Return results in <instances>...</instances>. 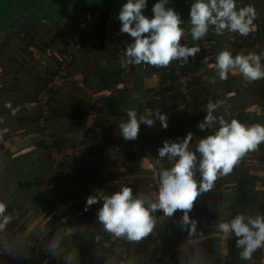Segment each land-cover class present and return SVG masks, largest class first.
I'll list each match as a JSON object with an SVG mask.
<instances>
[{"label":"trees","instance_id":"obj_1","mask_svg":"<svg viewBox=\"0 0 264 264\" xmlns=\"http://www.w3.org/2000/svg\"><path fill=\"white\" fill-rule=\"evenodd\" d=\"M31 1L33 0H0V65H3L2 58L5 55L7 56V58H10L9 60L12 63H15L17 66V68L15 67V69L13 70H4L5 68L1 69L4 70V72L2 73V75H0V112H6L9 110V108L6 107V104L8 102H11L12 105L13 103L18 102L20 103V105H35V108L32 110L26 107L20 109L23 112L26 111V113H21L17 115V117H15V126L18 127V131L16 133L3 131L2 128L4 127L5 129V126L1 125V123H3V120H0V140L2 141L3 139L5 140L6 138H9V145L16 146V148L12 147L11 149V146L7 144L2 145V148L0 147V153H2L3 155V157L0 158V202H3L7 205V210L5 212L6 216L12 214L10 219L14 214L18 216V221L16 222V224H14V226L12 225L11 231L7 226L3 227L1 231L16 233L21 236L19 239V241H21L22 237L25 238V235L29 233L28 230L31 228H33L32 230H34L35 228H40V226H45L46 231H50V229L54 230V228H57L56 224H58V222H60V224H65V220L60 216L59 208L65 206V204L63 205V203L61 202V199L65 198V201H73L75 199H78V204L75 208H77V212L79 211L80 217L85 221L89 220L91 222H94L95 224H98L99 227H101V233H99L101 240L108 241L110 242V244L112 243V249L116 253L120 250H124L123 255H127L125 246H122V244L126 241L128 242V240L125 237H115L113 234L108 233L97 219V212L98 209L102 207V201L92 205L90 209L85 212L84 207L87 200H81L78 191L87 190V188L90 186L92 180L91 176L96 173V169L92 167V163L94 161L98 162L107 159V157L105 156L106 152L97 144L98 141L101 140V138L105 139L106 133H112L111 129L114 130L112 126L106 125V122L103 118L104 116L102 117V115L105 114V111H107V113L109 112V115L111 117L114 116V119H122L126 116L127 113L126 111L121 110V104L130 101L129 103L134 104L132 106V109H136L137 112H141L142 109L146 107L145 99H140L141 97L139 98V95L145 92L140 90L142 88L139 81L140 74L144 72L142 70L143 64L139 66L129 65L127 68L120 67V60L123 57L126 46L125 41H121L120 37L121 23L118 20L119 11L109 7H105L103 3H99V5H97L96 7H93L92 5L90 6L91 9H81L80 11L82 3H72L70 0H35L36 5L32 8ZM240 1H243V3H240ZM112 2L114 3V1ZM156 2L158 1L147 0L148 8L142 10V14L149 18H152V8ZM178 2L179 0H168L166 8H173L180 15L182 21L189 20L190 8L188 10L187 3L190 2L192 4L195 2V0H181V3H183V6L181 8H177L175 6V4L178 5ZM252 4V0H236L237 9ZM82 14H86V16L91 19L88 20V26L91 25L93 30L92 37L94 40V44L92 47V52L94 54H97L98 52H104L108 48H110V50L114 53V64L105 66L99 71H97V69L95 70V72L93 71L96 91L100 96L95 101H91L88 97L82 96L81 91L79 89L77 90V88L75 87L70 88V90H68L65 95L63 94V86L54 89L48 88V84L52 80V77H54L58 72V67L54 70L53 73L50 72V76L48 74L42 76L37 71L35 72V74H33V70L30 69L33 67V63L39 53L49 55L52 52H55L54 54L61 56V58L66 54L71 55L65 49L66 46L64 48V45H66V30L72 31V29H75L76 34L78 35V37H80L79 49H86L85 45H87L88 40L84 34L85 29L82 27ZM109 15H112L111 20L109 18ZM76 18L78 20H76ZM71 21L74 23V28L69 24ZM211 32L213 33L209 32L206 35V38L196 42L200 44L201 49L205 48V50L201 51V53L203 54L201 61L203 62L204 57L207 56V62H211L212 65H215L216 56L225 49L219 44V39L221 36L217 35L215 33V30H212ZM263 34L264 17L262 19L257 15L256 19L254 20L253 30L246 37L253 41H256ZM188 36L190 41H193L191 35L188 34ZM9 42H13L17 46V54L15 57L10 56L5 50V48H7V43ZM231 44L233 47L235 46V48L238 49L245 43L238 42V44ZM89 49H91V47H89ZM262 52H264V49L259 52V54ZM73 60L75 59L72 57L70 65L74 63ZM173 62L176 63L175 65L179 64V67L181 69L180 72L183 75H192V82H195L196 84L198 83L196 82L198 75L195 74V72L199 70L201 62H199L197 58L192 59V57H189V62L183 65L180 61L174 60ZM60 63L61 60L57 63L58 66L60 65ZM261 64L264 65V59L261 60ZM4 65L7 66V62ZM152 70L158 72V87L160 89L158 93L160 94L161 100L163 101L159 112L166 114L167 109L166 105H164V99L165 97H168L167 93L171 95V97L174 96L178 98L173 93L175 89V86L172 85L173 69L171 68L170 70H167V67H162L160 70H157V67L149 69V71ZM89 71L92 72L91 70H84V73L82 75L83 77L81 79L83 83L88 80ZM144 73L149 72L147 71ZM5 75L11 78V85H21V96H17L15 94L6 96L4 94L6 92H9L8 89H12L7 86L8 82L3 78V76ZM21 76L29 78L30 82L24 84L21 83V80L19 79ZM130 76H132V78ZM65 79H69L68 74H66ZM126 80L127 82H131V87L132 89H134V92H130V90L126 86ZM167 81L170 82L169 86H166ZM97 83L101 89L97 90ZM203 84L204 83L202 82L201 86H203ZM191 86L192 84L190 83V87ZM202 91L204 94L202 97H199L197 96V94L192 95L191 91L189 90V102H185L181 99L182 113L180 115H177V117H169L167 115L168 127L166 129L161 128L160 139L162 136V139L164 140L165 132L168 134V131H173V127L176 126L177 123H180L183 119L190 117L191 113L201 110L207 105L210 100L212 102H216L218 100L210 96L209 93L206 92L204 86L202 87ZM41 92H44L46 94V114H43V110L38 103V95ZM132 92L136 93V96H133L131 98L129 94H131ZM148 108L151 109L149 106ZM23 109L26 110L24 111ZM33 110L34 112H32ZM91 113H95L92 129H89L91 133L83 134V139L81 138V150H77L73 154H66L65 156L62 155L67 142L70 141L79 131H86V119ZM214 126L213 128L205 131H201L197 127L193 131V139L189 145V149L195 151L196 143L199 142V139L213 134ZM154 127L155 125L152 127H148V130H150V132L146 133L142 140H139L140 145L144 146V139L149 138V140L152 141V139L156 137V132L151 130L155 129ZM95 129H97V131H94ZM141 129L142 131H144L145 127ZM31 130L34 132H31ZM32 133L34 134L31 135ZM156 148L157 146L155 147V149ZM141 149L142 148H140V150ZM51 150H55L58 156L56 158L57 161L55 162L54 166V160L50 155ZM125 151L127 153H124V155L121 154L120 156L117 154L114 159L122 158L123 162L127 163L130 169H153L150 163H148V166L146 165L145 156H139L135 158L134 154H132L131 152L129 153L128 150ZM154 155L157 156L156 153ZM165 162H168L167 159H165ZM153 166L155 167V164ZM170 166L171 164L169 162L168 167ZM54 167L59 171L60 175L58 177H52V179L49 180L47 184H54L58 182L62 185V188L61 191L58 190L56 191V193L48 196V194L46 193L49 190L44 189L40 191V185L41 183H45L44 181L46 179V173H48L51 168ZM98 172H100L99 168H97V174ZM136 175L139 176L140 174H132V176ZM97 179L100 186L107 184L108 182L107 175H104L102 177L97 176ZM197 179H199V173H197ZM232 181L235 182V180ZM47 184H45V187H47ZM126 184L127 182L123 184V186H127ZM123 186H117L114 191H119ZM220 186V184H215L213 189L220 188ZM128 187L132 188L134 186ZM232 187L231 197L234 200L231 201L232 204L230 212L232 211L236 214H240V209L244 211L245 209L253 208L255 209V212H259L262 210L264 212V201L257 202L253 197L254 194H250L248 190L249 186L244 184V181H238V185H234ZM108 189L109 187H106L105 190L99 189L98 191H91L88 194L85 193V197L88 198L90 195L99 196L100 193L110 195L111 193L108 192ZM156 189L157 180L152 192H155ZM213 189L208 192L212 193ZM262 189V196L264 199V188ZM208 192L201 193L197 197V200L194 202V208L189 213L190 217H195L200 221L203 220L202 222H205V218L212 219L216 217L214 209H216L217 207H222V204H218V197H214V200L210 201V199L208 198L209 195L207 196V198L209 199V201L207 202V199H205V194H208ZM221 194L223 196V193ZM222 196H220V201H222ZM245 198L248 199V202H239ZM176 213L181 214L182 212L177 210L174 214ZM225 213V210L222 209L221 214L224 215ZM55 214L57 215V217H55ZM155 215L163 216L165 217L164 219H166V216L163 214L162 210H158L157 212H155ZM2 219L3 218L0 217V222L2 221ZM38 219H40L39 222ZM167 220H169L168 232L165 233L164 238L172 239L175 235L179 236L180 228L182 226L180 222L173 218H167ZM26 221H29V223L32 221V223L29 224L28 228L24 226V222ZM49 223H51V227ZM74 227L69 230L68 234L64 233L66 235H63L62 237L63 239L68 237V241L70 242V244L78 247V244L82 242V237H78L79 235L76 237L75 235H72V232L74 230L76 232L77 230ZM40 231L42 230L39 229V232ZM205 231L203 232L200 229L197 232L196 236L195 246L198 248V250H200L201 254H207L212 259H210L212 264H232V262L234 261V259L232 258H235V255L238 254V251H240V249H238L233 244L236 249L233 247H228L229 249H227V253L225 252V254L221 256V261L218 262V258L220 257V249L217 245H213L212 247H210V249H207L208 246L206 248H203V243L205 241L204 237H207L209 235L208 232L211 231V228H207V230ZM35 234L36 233H34L33 235ZM167 234L169 236H166ZM0 235L2 234L0 233ZM232 238L236 240L235 236H232ZM111 239H113V241H110ZM33 241H35L37 245H32V247L35 248V250L40 251L41 253V250L39 248L41 247L40 245H43L41 243V239H34ZM12 243L16 244L17 242L8 241L6 245L7 249L3 251L4 254H1L0 259L3 257V255H6L7 251H12L9 250L10 246L8 248V245ZM93 244L94 243H92V245ZM92 245L88 244L87 242V244L84 243L81 247H78L77 250H74L73 253H75L76 258L72 261V264H85L86 262H83V260L84 258L88 257L87 255L89 254L94 258L97 255V252L101 255V246L99 245V243L96 244V246ZM144 248L147 250L145 264H168L166 263L167 261L165 260V258L159 255L157 246H155L154 244L148 245L147 243L144 245ZM260 252L261 249H258L256 252H254L252 259L255 257H259L261 254ZM41 255L47 256L48 254L44 255L41 253ZM18 257H20V255ZM166 257L167 259H170L171 264H182L181 258L179 257L174 258L171 254H167ZM20 259L22 261L24 260V263L27 260L22 257H20ZM51 260H53V257L51 258ZM63 261L66 260H62V262ZM54 262L62 264L61 261L55 259ZM63 264H68V262H63Z\"/></svg>","mask_w":264,"mask_h":264},{"label":"clouds","instance_id":"obj_2","mask_svg":"<svg viewBox=\"0 0 264 264\" xmlns=\"http://www.w3.org/2000/svg\"><path fill=\"white\" fill-rule=\"evenodd\" d=\"M167 4L168 0H158L152 8V18L142 14V10L147 7V0H127L122 5L118 15L120 32L128 34L132 42L125 47L120 67L142 64L168 67L174 60L183 65L189 62V57L194 59L201 51L199 43L191 47L181 43L185 36V30L181 27L183 21L173 8H166ZM189 15L192 40L201 41L210 27H214L217 35L228 31L248 36L253 30L257 12L252 5L237 9L236 0H195ZM262 59L264 52L237 54L233 57L230 51L224 50L216 56V73L220 80H227L229 71L238 69L246 82L261 80L264 79ZM207 61L208 57L205 56L203 63ZM222 104L219 100L207 103V115L197 127L201 131L211 129L214 125H218V128L213 134L199 139L195 151L189 149L192 132H188L178 142H163L155 161L158 168L154 177L157 180L155 192L151 195H134L131 187L123 186L110 195H90L84 211L87 212L92 205L102 201V207L97 212L98 221L108 233L115 237H125L128 241H140L152 232L155 226L152 213L158 210H162L167 217L173 216L177 210L181 211L182 226L190 225L189 235L194 233L197 222L190 220L189 213L197 197L211 191L219 177L231 174L243 156L258 150L264 143V125H245L237 119L229 121L222 115L218 117L215 112ZM6 107L15 116L21 106L13 108L12 103L8 102ZM127 116V121L119 125L120 135L126 141L138 139L141 123L152 127L158 119L162 128L168 127L167 115L159 111L149 118L143 114L138 115L133 108L127 110ZM165 159L170 162V167L161 164ZM6 210L7 205L0 202V217L3 218L0 229L10 220L5 215ZM217 228L223 234L235 235L240 258L245 261H250L254 252L264 248V214H236L230 220H221ZM58 247L59 241L54 240L49 245V251L56 254ZM75 258V253H70L66 257L68 264H72Z\"/></svg>","mask_w":264,"mask_h":264},{"label":"rangeland","instance_id":"obj_3","mask_svg":"<svg viewBox=\"0 0 264 264\" xmlns=\"http://www.w3.org/2000/svg\"><path fill=\"white\" fill-rule=\"evenodd\" d=\"M70 1L72 3L76 2L77 4L82 3V5L80 7V11H81V9L82 10L89 9L90 6H92V5H93V7H96L97 5H99V3L100 4L103 3L105 5V7H109V8L115 9L117 11H120L122 5L127 2V0H70ZM112 1H114V3ZM263 1L264 0H252V2H253L252 6L255 7L257 15L259 17H261L262 19H263V15H264V13H263V11H264L263 10V8H264ZM240 3H243V1H240ZM187 4L191 5L190 2H188ZM31 5H29V6H31L32 8L35 7L36 1L35 0L31 1ZM146 8H148V6ZM109 18L111 20L112 15H109ZM94 19H96V18H94ZM76 20H78V19L76 18ZM88 20H91V19H89V17H87L86 14H84L83 15V21H82V23H83L82 27L85 29L84 34L88 40L87 45H85L86 49H84V50L79 49V47H80L79 38L80 37H78V35L76 34V30L72 29V31H67V30L65 31L66 45H64V48L66 46L65 49L68 51V53H70L72 55V57L75 60H73L74 63L72 65H69L67 68V70H68L67 74L69 76V79L63 85V87H64L63 90L66 92V90H68L69 88L75 87V88H77V90L79 89L81 91L82 96H86L91 101H95L100 96L97 94L96 86L93 82L92 72H90V71L88 72L89 73L88 74V80H86V82L83 83L81 81V79L83 77L82 75H83L84 70L86 68H89L91 65L93 66V64H96L95 66H97V54H94L92 52V50H93L92 47L94 44V40L92 37L93 36V30H92L91 25H89L90 27L88 26V23H89ZM69 24L71 26H73V28H74V23L72 21ZM220 36L221 37L219 39V44L221 47H225V48H226L227 44H229V43L230 44L231 43H237L238 44V42L244 43L246 40H249V38H246V36H241L238 33H230L227 31H225L224 34L220 35ZM120 37H121V41L122 40L125 41V46L128 43L132 42V38L128 34L121 33ZM181 43L187 44L189 47L197 44L196 41H190L187 33H185V36L182 38ZM237 44H236V46H237ZM89 47H91V49H89ZM231 47H232V45H231ZM5 50L10 56L15 57L17 54V46L13 42L7 43V48H5ZM202 50H205V48H202L201 51ZM234 50H235V52H234L235 55H237L238 49L235 48ZM201 51L196 55V58L198 59V61L201 62L200 63L201 64L200 69H202L204 67V65L206 64V63H203L201 61V58L203 55L201 53ZM54 53L55 52H52L49 55H44V54L39 53L36 57V60L33 63V67L30 68L33 70V74H35V72L37 71L42 76H45V74H48L50 76L51 75L50 72L53 73L54 70L57 67H59L57 63L60 62V60H61V56H58ZM112 55L114 56V53ZM9 59L10 58H7V56H5V55L3 56V58H2L3 65L2 64L0 65V75H2V73L6 69L13 70V69H15V67L17 68L16 64L12 63ZM6 62H7V66L4 65V64H6ZM153 67L154 66L143 64L142 70H149L150 68H153ZM2 68L3 69L5 68V69L1 70ZM161 68L162 67H157V70H160ZM3 78L8 82L7 86L9 88H12V89H8L9 92H6L4 94L6 96L10 95V94H15L17 96H21V92H20L21 85L20 86H19V84H18V86L11 85V82H10L11 78H9L7 75L3 76ZM19 79L21 80L20 82L23 84L30 82L29 78H27V77L21 76ZM199 82H203V81L198 79V83ZM152 84H154L153 86H155V87H153ZM156 85H157V83H151L150 85H148V90L146 92H148V91H154V92L157 91L158 92V90H160L158 87L159 85L158 86H156ZM65 92H63V93H65ZM206 92L209 93L208 89L206 90ZM202 94H204V93L202 92ZM164 102H165L164 105H166L167 111H170L171 108H175L174 111L178 110V112H176L175 114L173 113L172 115L170 112H168L169 117H171V116L177 117V115H180L182 113V101L179 98H176L174 96L171 97V95H168L167 98L165 97ZM18 105L21 106L20 109L25 108V105H20L19 102L13 103L12 106H13V108H15ZM22 106H24V107H22ZM145 106L146 107L143 108L142 112H139V114H143L145 116H148L149 118L153 117L152 111L148 108L147 103ZM26 108H30L32 110L35 108V105L34 104H28V107H26ZM23 110L25 111L26 109H23ZM32 112H34V110ZM21 113L25 114L26 111L25 112L21 111ZM21 113H19V114H21ZM3 114H0V120H3L2 121L3 123H1V125L5 126V129L3 127L2 130L6 131V132L8 131L10 133H16L17 127L14 128L12 124H14L13 122H16L15 117H17V115H19V114H16L15 116H13L10 109L8 111L4 112ZM106 122H109V121L106 120ZM154 125H155V123H154ZM108 126H110L109 123H108ZM140 127L141 128L145 127V130L142 131V129L140 128L139 133H138V139H136L134 141H126L121 135L118 136L115 132L106 133L105 139L101 138V140L98 141L97 144L99 145L100 148H102L106 152L105 156L107 157V159L102 160V161H98V162L94 161L92 163V167L96 169V173H94L91 176L92 180H91L90 186L87 188V190L80 191L78 189L79 190L78 194H79V197L81 200L82 199L87 200V197H85V193L88 194L91 191L92 192L98 191L99 189L105 190L106 187H109L108 192L112 193V192H114V189L117 186H119V187L123 186V184H125L126 182H127V184H126L127 186H134L135 187V189H134V187H132L134 195H137L139 193L151 195V193H153L152 190L154 189V186L156 184V179L154 177L156 176V173L158 171V168L156 167V164H155V161L158 158V152H156V151H158V149H159L158 147H160L162 136H161V139H157L156 137L154 139H152L151 143L153 144L154 148L157 146V148L155 149L156 150L155 152L151 151V150L148 151L149 149H147V148L145 150H142V149L140 150L139 140H142L144 135H146V133L150 132V130H148L147 125L141 123ZM154 128L155 129H151V130L156 132L157 126L155 125ZM85 130L86 131H79L70 141L67 142L65 149L63 150L62 155L65 156L66 154L67 155L73 154L77 150L78 151L81 150L80 148H82L81 147V142H82L81 140L83 139V134L84 133H86V134L91 133L89 129L85 128ZM48 131H50V130H48ZM31 132H34V131L31 130ZM33 134L34 133H32L31 135H33ZM141 135H143V136H141ZM8 139L9 138H6L5 140L3 139L2 141L0 140V142H1L0 147L1 148H2V145H5L6 143L8 145L10 144V140H8ZM150 141L151 140H149V138L145 139L146 143L150 144ZM9 146H11V145H9ZM12 147L16 148V146L12 145L10 147V149ZM125 150H128L129 153L131 152L132 154H134L135 158L139 157V156H145V152H148L149 155L146 159V165L148 166V163H150L152 165L153 169H151V170H147V168H144L143 170L130 169L128 164L123 162L122 158L121 159H114L117 156V154L120 156L121 154L124 155V153H127ZM155 153L157 154V156L154 155ZM2 157H3V155H2V153H0V158H2ZM56 161H57V159H55L53 161L54 162L53 166L55 165ZM166 163L169 164V161L168 162H165V160L161 161V164L164 167H168L169 165H167ZM154 164H155V167L153 166ZM97 168H99V170H100V172H98V174H97ZM52 169L53 168H51V170L48 173H46V179L44 181L45 183H41V185H40V191H42L44 189L49 190L46 193V194H48V196L56 193V191H58V190L61 191V188H62V185L58 182H56L54 184L53 183L47 184V182L49 180H51L52 177H55V176L57 177V175L58 176L60 175L59 172H55V175L52 174L53 173ZM136 173H139L140 175L139 176H137V175L132 176V174H136ZM104 175H107L108 182H107V184L100 186L99 181L97 179V176L102 177ZM232 176L233 175H230V174L228 175V177L233 178ZM45 184H47V187H45ZM220 185H221V187H223V185L221 183H220ZM221 187L213 189L211 198L208 197L210 199V201H213L214 197H216V198L218 197L219 198L218 204H222V202L220 201L221 200L220 196H222L221 193H223V191L225 189L223 190L224 187L222 189H221ZM227 190H228V188H227ZM262 190L263 189H260L259 191H257L260 196H262V194H263ZM226 192H229V191H226ZM260 196H259V198L262 200V198ZM209 199H208V201H209ZM263 201H264V199H263ZM77 202H78V199L77 200L75 199V200H73V202H70L67 205L59 208L60 209V216H61V218H63L65 220V224L64 223L60 224V222H58V224H56L57 225V228H56L57 232H55V233H52L51 231L46 232L45 226H40V228H37V229L35 228L33 230L34 232L27 233L25 235L26 237L25 238L22 237L21 241L18 240V241H16L17 242L16 244L12 243V244L8 245V248L10 246L9 250H12V251H7L6 255L5 256L3 255L1 260L8 261L9 258H12V259L16 258L18 260H21L20 257H22V258H25L27 260H30V259L32 261L36 260L37 262L39 261V262L44 263V264H60L57 262L55 263L54 259L61 261V262H62V260H66V261H63L65 263L68 262L66 257H68V255L70 253H73L74 250L72 249V245H70V242L68 241V237H66L64 239L62 237L63 236L62 234L65 233V230L71 229L74 226H76V227H74L75 229H78L79 227H80L79 229L82 228V232H84L83 230H87V229H90L91 231L101 229V227H99L98 224H95L94 222H91L89 220L85 221L83 218L80 217L79 211L77 212V208H75L78 204ZM221 211H222V207H217L216 209H214V212L216 213V217H214L212 219L205 218L204 219L205 222H202L203 220L200 221L197 218L192 219V217H190V220H195L197 222L196 223L197 229L199 228V230L201 229L204 232L205 230H207V228H211V231L208 232L209 235L207 237H204L205 240L208 239V242L206 243V245L204 247L206 248L208 246L207 249L208 248L210 249V247H212L213 245H217L219 247L220 257L218 258L219 259L218 262L221 261V256L223 254H225L226 251L223 250V247H222L224 235H223V233L219 232V230L217 228V224L221 220L227 221V220H230L234 217V216H230V217L226 216L223 218L224 215L221 214ZM259 213L264 214L263 210ZM182 215H183L182 213L181 214L176 213L171 217L166 216V219H164L165 217L160 216V215L156 216L155 213H152L153 219L155 221V226H154L152 232L148 236L141 239L140 241H128V243H130V246L134 247V252H135L134 254L138 253L141 255L142 253H145L146 249L144 247H140L139 244H142V243H144V245L147 243H148V245L154 244L155 246H157V249L159 250V255L163 256V258H165V260L167 261L166 263L171 264L170 259H167V257H166L167 253H170V251L167 252V250L170 249L169 244L176 242V240H177V242H179L178 238H180V237L177 236L178 237L177 238L174 236V238H172V239L164 238L165 233L168 232V221L169 220H167V218H173L175 220H178V222H180V224H181ZM246 215H248V214H246ZM39 220L40 219H38V222H39ZM40 223H41V221H40ZM4 225L6 226V224H4ZM49 225L51 227V223H49ZM187 227H190V225H188ZM8 228L10 229V231L12 230L11 225H9ZM39 229L42 231L39 232ZM0 233H2L1 229H0ZM34 233H36V234L33 235ZM84 234H83L84 240L89 239L88 243L93 242L92 237H90L87 233H84ZM166 236H169V235L167 234ZM0 237H1V235H0ZM34 239H36V240L41 239V243L43 245H40L41 247H39V248H45L48 251L47 256L41 255L40 251L35 250V248L32 247V245H37V243L35 241H33ZM97 239H99V233L97 234ZM54 240L59 241V247L56 251V254H52L49 251V245ZM5 242L8 243L7 240H5ZM103 242L106 244H110L108 241L102 240V244H103ZM0 244H3V242H1ZM80 244L78 246H80ZM203 244H205V243H203ZM60 245H61V247H60ZM0 246H4V245H0ZM31 248H33V249H31ZM103 250H104V253L106 254V256L104 255L103 257H106V259H108L111 251L109 249H106V248ZM239 252L240 251H238V254H239ZM260 253H261L260 254L261 256H259L257 258L256 264H264V248H261ZM19 255H20V257H18ZM27 255L29 257H26ZM199 255H203V257H201L202 261L205 258H207L208 259L207 263H209V259H211V258L207 254H205V253L201 254L200 253ZM204 255H206V257H204ZM87 256L88 257L84 258L83 262L89 261L90 262L89 264H97V255L95 256V258L93 256H91L90 254ZM52 257H53V260H51ZM36 261L34 262V264H36ZM140 261H141V259H140ZM239 261H240V264H250L249 261H245L241 258H239ZM63 262H62V264H63ZM138 264H140V263H138Z\"/></svg>","mask_w":264,"mask_h":264},{"label":"crops","instance_id":"obj_4","mask_svg":"<svg viewBox=\"0 0 264 264\" xmlns=\"http://www.w3.org/2000/svg\"><path fill=\"white\" fill-rule=\"evenodd\" d=\"M264 10V8H263ZM264 13V11H263ZM264 17V15H263ZM247 38V37H246ZM253 40L249 39L246 40L244 43L245 44H249L251 43ZM244 44V45H245ZM232 44H227L226 48L223 47L225 50H228L232 53L233 57L235 56L234 53V49L235 46L231 47ZM113 52L110 50V48H108L106 51L104 52H98L97 53V66H95L96 64H93V66L91 65L88 69L86 68V70H92V75H94L95 70L97 69V71H99L101 68L105 67V66H110L112 64H114L115 60L113 59ZM94 71V72H93ZM144 72H149V73H144L142 72V74H140V78L139 81L141 83V88L140 90L145 91L143 94L139 95L140 99H145V95H146V91L148 90V85H150L151 83H157L156 86H158V82H159V78H158V72L157 71H149V70H143ZM195 74L198 75L196 82H198L199 80H202L204 82V84L207 85V89L209 91V95L218 99L219 101H222V107H220L219 109L216 110L215 115L219 116H224V118L226 120H231V119H237L239 120L241 123L245 124V125H254V124H260V125H264V79L261 80H257V81H253V82H246L245 79L243 78L242 74L239 73L238 69H232L229 71L228 73V78L227 80H220L217 73H216V66L212 65L211 62H207L204 67L202 69L199 68V70H197L195 72ZM132 78V76H130ZM95 77L93 76V82L95 84ZM213 80L215 82H213ZM126 82V86L128 87V89L134 92V89H132L131 87V82ZM202 82L199 83H192V86L190 87V91L192 95L197 94V96L202 97V87L201 86ZM154 84H152L153 86ZM137 86V85H136ZM155 87V86H153ZM115 88V87H114ZM101 89L100 86L97 83V90ZM70 90V88L68 89ZM65 93H63L64 95L67 93V91ZM131 93L129 94V96L132 98L133 96H136V93ZM135 94V95H134ZM167 95H169L167 93ZM130 102V101H129ZM123 103L121 104V110L126 111L129 109H132V106L134 104L131 103ZM176 105V104H175ZM145 108V107H144ZM178 108V107H177ZM175 108H171L170 111H166V115H169L168 112L171 113V115L177 111H174ZM206 106L203 107L201 110L197 111V112H193L190 114V117L183 119L180 123H177L176 126H174L173 131L169 132L168 134L165 132L164 133V140L162 139V142L160 144L161 147H163V142L165 140H172V141H179L181 139H183L188 132H192L197 128V125L199 122L203 121L204 117L207 115L206 111ZM142 112V111H141ZM1 114L4 113V111L0 112ZM21 113V110L19 112H17V114ZM139 115V112H137ZM4 115V114H3ZM2 116V115H1ZM104 116V117H103ZM102 117L104 118L105 122L106 120H108L109 122H106V125L112 126L114 128V130L111 129L112 132H115L118 136L120 135V129H119V125L122 122H126L128 119V116L126 114L125 117H123L122 119H114V116H110L109 112L107 113V111H105V114L102 115ZM172 117V116H171ZM14 125L13 127L15 128L16 126V122H13ZM18 124V123H17ZM218 128V125H217ZM17 131H18V127H17ZM145 142V139H144ZM152 141H150L149 143H144V146L140 145V148H142V150H145L146 148L149 149L148 151H155V148L153 146V144L151 143ZM7 144V143H6ZM197 144V143H196ZM8 145V144H7ZM148 145V146H147ZM149 153L145 152V158L147 159ZM199 155V154H198ZM169 165V164H168ZM262 167V168H261ZM233 175L231 177H219L218 180L216 181L215 184H222L223 187H221V189L223 188V196H222V209L225 210V214L223 216L224 217H230V216H235L236 213L234 212H230V208H231V201L234 200L231 195V189L233 188L232 186L234 185H238V181H244V184H246L248 187V190L250 192V194H254L253 197L255 198V200L257 202L263 201V196L261 197L262 200L259 198V194L257 191H259L260 189L264 188V143H262L258 150L253 151V152H248L245 156H243L240 161L238 162V164L234 167L233 172L230 174ZM232 180H235L232 181ZM228 188V190H227ZM231 190V191H230ZM229 191V192H226ZM204 195V194H203ZM208 202V198L207 196L209 195V197L211 198L212 193L205 194ZM213 199V198H212ZM65 198L61 199V202L63 203V205H67L70 202L73 201H69L66 200L65 202ZM69 201V202H68ZM248 202V199H242L241 201H239L240 203L242 202ZM255 202V201H253ZM230 212V213H229ZM239 212L243 213V214H248V215H255L256 213L259 212H255V209H245L244 211H242V209L239 210ZM240 213V214H241ZM9 217L12 216L8 215ZM55 217H57V215L55 214ZM53 219V217H52ZM192 219H195V217H192ZM18 221V216L17 215H13V217L6 223V226L8 227L9 225H13L16 224V222ZM0 223H3V219ZM32 221L29 223V221L24 222V226H26V228H28L29 224H31ZM5 226V225H4ZM80 228V227H79ZM77 229L76 232L75 230L72 232V235L78 236V237H82V242L80 244L81 247L84 243L87 244L89 239L84 240V233H87L90 237H92V241L93 242H89L88 244L94 243L93 245L96 246V244L99 243V245L101 246V255L100 253L97 252V264H145V256L147 253V250L145 251V255L142 253L141 255L136 253L134 254V247L130 246V243H128L127 241L125 243L122 244V246H125V251L127 252V255H123L124 250H120L119 252H115L112 249V243L111 244H106L103 242L102 244V240L100 238L99 235V239H97V234L101 233L100 230H94L91 231L90 229L87 230H83L84 232H82V228L81 229ZM95 228V227H94ZM33 228L29 229V232H32ZM55 230H51L50 231L52 233L57 232L56 228H54ZM96 229V228H95ZM68 230V231H67ZM69 230L71 229H66L65 233L68 234ZM26 231V230H25ZM50 231H46V232H50ZM87 231V232H86ZM199 230L196 228V231L194 233H192L191 235H189L188 232V227L187 226H181L180 228V234L178 237L177 235H175V237L178 238V241L176 240V242H173L171 244H169V250L170 253L167 254H171L172 257L174 258H181V263L182 264H207L208 259L205 258L203 261L201 259V257H203V255H199L201 252L200 250H198V248L195 246L196 245V236H197V232ZM27 232V231H26ZM65 235V234H62ZM85 235V234H84ZM223 242H222V247L223 250L226 251L227 253V249H229L228 247H233L236 249V240H234V238H232V236H235L234 234H223ZM237 239V238H236ZM87 241V242H84ZM110 241H113V239H111ZM208 242V239H206L204 241L205 244H203V248L206 245V243ZM110 243V242H109ZM234 244V246H233ZM72 245V244H70ZM79 245V244H78ZM92 245V246H93ZM121 246V247H122ZM140 247H144V243L139 244ZM61 247V245H60ZM77 246L72 245V249L73 250H77L78 249ZM109 249L110 252V256L108 259H106V257H103L104 255L106 256V254L104 253L103 249ZM137 247V246H136ZM124 249V248H122ZM143 249V248H142ZM141 249V250H142ZM234 250V249H233ZM26 257H29L28 255ZM204 257H206V255H204ZM232 258V257H231ZM239 254L235 255L234 261L232 262V264H240L239 261ZM141 259V261H140ZM200 259V260H199ZM36 260L32 261L30 260H26L24 263V260H18L16 258L12 259L9 258L8 261H3L0 259V264H34ZM90 262H86L85 264H89ZM36 264H44L41 262H37ZM209 264H212L211 260L209 259Z\"/></svg>","mask_w":264,"mask_h":264},{"label":"built area","instance_id":"obj_5","mask_svg":"<svg viewBox=\"0 0 264 264\" xmlns=\"http://www.w3.org/2000/svg\"><path fill=\"white\" fill-rule=\"evenodd\" d=\"M264 49V34L261 35L256 41L251 42L250 44L247 45H242L240 48H238V54H244L247 55L248 53H256L259 54V52H261ZM196 58V57H195ZM71 55H63L61 58V63L58 67V72L57 74L52 77V80L49 82L48 84V88H57V87H62L65 83H66V74L68 72L67 68L70 65L71 62ZM193 59V58H192ZM176 63H174L173 61L170 63V65L167 67V70H170L171 68L173 69V82L172 85L175 86V89L173 91V93L181 100L185 101V102H189L190 101V97H189V90H190V83H192V75H183L180 71V67L179 64L175 65ZM170 82L167 81L166 86H169ZM204 88L207 90V85L203 84ZM159 92V90H158ZM157 91H148L146 93V103L148 104V106L151 108L150 110L152 111V115L154 116V114L156 112H158L163 104V101L161 100L160 94ZM38 103L41 106L42 110H43V114H46L47 112V107H46V94L44 92H41L38 95ZM95 117V113H91L87 119H86V126L85 128L87 129H92V124H93V119ZM155 125L157 126V130H156V138L160 139V132H161V124L159 122V120H155ZM217 129V126H214V130L215 131ZM94 131H97V129H95ZM50 155L52 157L53 160H55L58 156L57 153L55 152V150H51ZM52 174L55 175V172H59L55 167L52 169ZM58 177V175H57ZM1 239H0V243L3 242V244L0 245H4V246H0V256L3 253L4 250H6V245L7 243L5 242V240L8 241H13L16 242L20 239V235L16 234V233H12V232H2L1 233ZM41 253L44 255L48 254V251L45 248H40ZM261 256V255H260ZM257 258L255 257L252 260H250V264H256L257 263Z\"/></svg>","mask_w":264,"mask_h":264},{"label":"flooded vegetation","instance_id":"obj_6","mask_svg":"<svg viewBox=\"0 0 264 264\" xmlns=\"http://www.w3.org/2000/svg\"><path fill=\"white\" fill-rule=\"evenodd\" d=\"M175 6L177 8H181L183 6V3H181V0H179L178 5L175 4ZM190 6L191 5L187 4L188 10H189ZM183 24H184V26H183ZM181 27L185 30V33L190 34V28H191L190 19L189 20H184L183 23L181 24ZM212 30H214V27H210L209 32L213 33V32H211ZM204 38H206V37H204Z\"/></svg>","mask_w":264,"mask_h":264}]
</instances>
